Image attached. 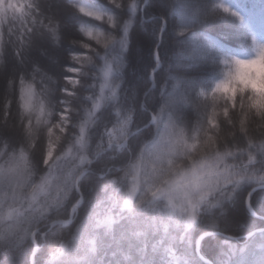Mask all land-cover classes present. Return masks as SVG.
Listing matches in <instances>:
<instances>
[{
    "label": "trees",
    "instance_id": "16d2710c",
    "mask_svg": "<svg viewBox=\"0 0 264 264\" xmlns=\"http://www.w3.org/2000/svg\"><path fill=\"white\" fill-rule=\"evenodd\" d=\"M144 1L0 0V162L20 155L30 174L22 202L5 204L19 213L6 222L0 215V264H204L199 234L242 237L264 226L244 202L264 181V96L256 91L264 65L238 67L263 50L264 0ZM105 63L114 89L87 121ZM60 114L67 127L48 164L60 159L27 209ZM163 140L179 152L158 155ZM226 154L233 158L220 187L192 211L155 199L191 166ZM87 164L72 222L52 224L69 218ZM250 202L264 216V190ZM260 243L264 234L246 243L216 236L200 248L212 264H246Z\"/></svg>",
    "mask_w": 264,
    "mask_h": 264
},
{
    "label": "rangeland",
    "instance_id": "374dc122",
    "mask_svg": "<svg viewBox=\"0 0 264 264\" xmlns=\"http://www.w3.org/2000/svg\"><path fill=\"white\" fill-rule=\"evenodd\" d=\"M135 6V2L132 1L128 9L133 10ZM129 9V10H130ZM127 23L123 24L121 27V40L119 43L124 44V39L126 38L127 33ZM124 42V43H123ZM260 52L258 51V54ZM264 53V52H262ZM105 66L101 70V83L99 89L98 100L92 105L89 113L87 114L86 120L89 121L91 116L99 110L103 96L113 92V87H111L110 76H111V68L108 63L104 64ZM264 65V58L261 56H257L250 61H245L238 65V67H244L245 69L254 70L257 66L262 67ZM78 70H73V73L76 74ZM69 82L72 84H76L77 80L75 78H70ZM258 85L256 86V91L264 96V74L259 77ZM68 119L67 114H60L59 121L56 125V131L53 133H49L48 135V148L45 153V161L44 163L48 164V162L52 158L53 151L57 148L58 139L61 134H65V128L67 127L66 120ZM85 127L80 128V136L77 139V146H82V136L84 133ZM166 134V131H164ZM165 140V139H164ZM159 144L157 148V154L164 157L167 156L177 150L175 144L171 141H164ZM231 158L232 155H216L212 159L207 161H202L200 164L191 166L190 169L186 172H182L179 177L175 178L171 181V184L165 189L159 190L157 194H155V199L162 197L165 201H167V205H171V201H174L173 210H176L177 213L184 212V205L187 208V211H192L194 207H196V202L199 204L203 202V200L209 197V192L213 188H219L221 182L224 178L222 175V171L220 166L223 167ZM60 158L56 159L52 163L48 164V169L42 174L41 179L38 180L37 185H34L32 191L28 193L27 199L29 200L28 208L34 210V204L38 203V199L41 195L46 193L45 187H47L52 181V170L55 168L56 162L59 161ZM135 177L133 179L134 184L137 182V173H134ZM33 175V174H32ZM30 174L28 173V167H26V160L22 156L10 157L2 162H0V208L2 212L0 215H4V221L13 220L15 217L14 209L5 207L7 202H11L17 204V202H22L24 199L23 189L29 182ZM262 180V179H260ZM203 189H206L203 191ZM200 194V192H202ZM198 196L195 201H193V196ZM186 211V210H185ZM17 213L19 211L16 210ZM188 213V212H187ZM189 216V215H188ZM190 220L193 221L194 216H189ZM250 253L247 258L246 264H264V243L255 244L253 247H250ZM241 264V263H239Z\"/></svg>",
    "mask_w": 264,
    "mask_h": 264
},
{
    "label": "water",
    "instance_id": "95a60500",
    "mask_svg": "<svg viewBox=\"0 0 264 264\" xmlns=\"http://www.w3.org/2000/svg\"><path fill=\"white\" fill-rule=\"evenodd\" d=\"M125 141H126V140H125ZM86 172H87V169H85V170H83V171L81 172V174L79 175V178L76 180V183H75V186H76V187H77L78 182H79V181L81 180V178L86 174ZM257 190H264V184H262V185H257L256 187L251 188V189L249 190V193L247 194V196H246L244 202H245V208H246V210L251 214V216L254 217V218H256V219H259V218H261V217H260V216L258 217L257 214L254 213V211H253V209H252V207H251V205H250V202H249L251 195H252L253 193L257 192ZM81 201H82V199H80V200L78 201V203H76V204L72 207V212H71L70 218H71V216H72L73 211L75 210V208L79 205V203H80ZM261 219H264V218H261ZM69 222H70V221H69ZM69 222H68V223H69ZM262 231H264V228H261V229H259V230H253V231H251V232L248 233L247 238H249V237H251V236H254L255 234H259V233L262 232ZM216 235L221 236V237H223V238H225V239L238 240V238H233V237L228 236V235L226 236V235H224V234H222V233H220V232H217V231H215V232H210V231H209V232H204L203 234L199 235L198 238H197V240H196V242H195V252H196L197 257H198L199 259H201V261L204 262V263H208V264H210V262H209L207 259H206V260L203 259V257H202L201 254H200V248H199L200 243L205 239V237H207V236H216Z\"/></svg>",
    "mask_w": 264,
    "mask_h": 264
},
{
    "label": "clouds",
    "instance_id": "9594fccd",
    "mask_svg": "<svg viewBox=\"0 0 264 264\" xmlns=\"http://www.w3.org/2000/svg\"><path fill=\"white\" fill-rule=\"evenodd\" d=\"M261 55V58H264V53L260 54Z\"/></svg>",
    "mask_w": 264,
    "mask_h": 264
}]
</instances>
